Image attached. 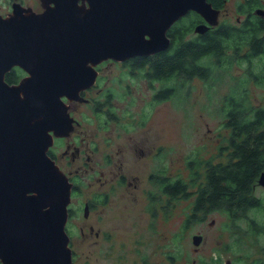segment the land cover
<instances>
[{"label":"flooded vegetation","instance_id":"flooded-vegetation-1","mask_svg":"<svg viewBox=\"0 0 264 264\" xmlns=\"http://www.w3.org/2000/svg\"><path fill=\"white\" fill-rule=\"evenodd\" d=\"M67 1L72 0H0V31L3 34V40H5L2 47L11 49L13 55H17L15 49L24 46L25 42L29 48L47 47L48 41L51 42L52 40L50 35L52 32V15L56 13L61 16L66 15L68 11L65 2ZM73 1H77V7L89 6L88 0ZM207 1L212 5L210 13L213 18L216 19L217 13L215 24L211 23L210 19L208 20L201 12L191 9L176 19L167 29L166 35L170 39L167 48L155 53L137 54L123 59L112 57L104 59L94 65L97 76L93 85L81 90L78 97L69 98L66 95L62 97L71 117L72 127L63 135L54 134V141L50 145L48 153L71 182V201L68 205L69 215L66 229L70 236L72 264H80L77 260V249L73 246V227L79 225L84 236H88L92 241H99L106 229L107 206L116 204L118 197L115 192L117 188L121 186L130 188L131 194H134L135 198H139L143 192L149 191L148 187L143 185L146 179L150 183L154 181L160 187L158 198L152 196L151 192L149 194V199L151 198L155 205L163 197H166L167 201L173 199L190 201L191 212L184 218V227L192 222L206 223V221L212 226L216 223V219L208 220L209 215L213 212H219L227 216L228 228L237 230L240 226L237 222L242 219L243 224H249L253 232H258L254 235L259 240H264V159L261 160L260 157L256 159L257 170L249 180L247 187H243L245 191L239 192L238 196L235 197L232 194L225 196L224 204L218 203L216 197L210 196L205 198L202 203L198 202L201 188L203 184L207 183L206 161L211 160L213 165L222 163L231 171L234 169L235 163L239 161L240 155L242 156V152L247 150L246 144L250 143L245 140L246 134L242 133L240 136L237 134L236 125L231 122L232 111L237 109L245 114L256 113L260 120V135L262 134L261 136L264 138V92L258 97V103L253 102V94L246 87L241 93H232L226 98V121L224 125L227 135L223 140L225 144L219 145L218 154L205 159L200 155L189 159L188 179H185L184 176L170 177L165 169H162L160 173L152 171L150 161L158 154L163 157V154H166L167 146L160 140L152 141L147 132L140 131L138 133L136 131L134 134H129V138H126L127 133L124 131L123 136H119L122 137L120 140L108 145L104 144L105 140L102 135L105 125L104 112L109 113L117 109L120 114L110 116V120L122 124V126H125L123 123V119L126 118L123 116L125 112L136 113V109H131L129 106L131 98L132 102L134 98L136 99L132 96L135 89L131 91L128 88L122 97V99H126L119 102L114 87L107 86V83L118 81L122 84L125 83V87H127L129 85L127 81H133L140 77L151 89L152 83L155 81L158 87L153 99L157 102L167 100L175 90V86H168L167 80L170 79L174 83L183 84L185 77L181 70L171 77L165 76L167 71L161 72L160 75L156 72V66L159 59H161V66H164L166 60L162 55L168 56L170 52H173V49L181 48L186 41L196 42L197 45H200L203 43L201 41L203 37L213 39L216 35L221 34L223 35L221 39H225L230 37L231 32L250 35L251 39L249 44H245L246 46L239 47L234 52L232 50L225 51L226 53L232 52L230 64L235 66L239 60L250 63L252 57H257L259 61L257 69L251 65L247 68H237L246 69L245 75L251 76V82L256 81L264 88V0ZM201 24L205 26L203 31L196 29ZM41 34H49V37H42ZM225 51L223 49L222 55H225ZM218 61L220 62V60ZM113 72L116 75H113ZM29 76L30 71L26 67L20 63H14L6 70L4 79L9 85H15ZM195 77L201 78L198 75L193 78ZM163 80H166V83ZM139 99L144 101L146 98L139 97ZM115 101L120 104H116ZM141 104L138 106L140 107ZM237 104L242 105V107H237ZM140 108L148 113L145 103ZM262 141L257 148L258 155L259 153L264 154V139ZM191 160L193 162L189 164ZM108 164L110 167L105 169ZM169 184L177 185L175 193L169 191ZM203 189H205V185ZM78 195H80V199ZM153 209L155 210V206ZM254 209H257L261 215L256 216ZM179 232L182 235V232ZM198 238H200L199 243H196L195 239ZM205 240L206 232L204 229L193 233L192 250L195 254L201 250ZM247 240L248 238L242 242L241 238L237 242H242V246L248 247L250 240ZM181 253L178 255L169 254L170 261H173V264H181L180 262L183 260ZM237 253H239L238 257L232 253V255L223 256L219 254L218 256V252L215 250L205 260L195 256L192 262L193 264H237L238 258L241 257L240 261L243 264H264V244L257 254L248 253L245 249L239 250Z\"/></svg>","mask_w":264,"mask_h":264},{"label":"water","instance_id":"water-1","mask_svg":"<svg viewBox=\"0 0 264 264\" xmlns=\"http://www.w3.org/2000/svg\"><path fill=\"white\" fill-rule=\"evenodd\" d=\"M88 1V7L67 1L66 15H52L47 47L29 48L25 42L13 55L2 47L0 31L2 264H72L66 229L71 182L48 153L54 134L63 135L72 127L62 97H78L93 85L94 65L104 59L167 48V29L191 9L217 22L207 0ZM196 29L203 31L205 26ZM14 63L26 67L30 76L9 85L4 74Z\"/></svg>","mask_w":264,"mask_h":264},{"label":"rangeland","instance_id":"rangeland-1","mask_svg":"<svg viewBox=\"0 0 264 264\" xmlns=\"http://www.w3.org/2000/svg\"><path fill=\"white\" fill-rule=\"evenodd\" d=\"M231 33L230 37L221 40L224 51L234 52L235 49L249 44L250 35ZM229 51L227 53L225 51L219 65L214 63L215 56L203 59V62H212V71L204 79L195 77L185 80L183 84L167 80L168 86H175V90L171 97L161 102L153 99L158 87L155 81L151 89L140 77L127 81L129 82L127 87L125 83L118 81L107 83V86L114 87L120 98H117L119 102L126 99L122 97L128 88L131 91L135 89L132 96L136 99L134 98L132 102L131 98L129 106L136 109V113L125 112L123 116L126 118H122L125 126H122L110 120V116L120 114L117 109L109 113L104 112L105 125L102 133L104 144L120 140L122 137L119 136H123L124 131L127 133L126 138L136 131L147 132L152 141L160 140L167 146L163 157L158 154L150 161L152 171L160 173L165 169L170 177L184 176L188 179L189 159L199 155L205 159L218 154L219 145L225 144L223 140L227 135L224 125L226 98L232 93H241L246 87L253 94V102L258 103V97L264 92L262 85L256 81L251 82V76L245 75L246 69L241 70L250 65L257 69L258 58L252 57L250 63L239 60L235 66L230 64L232 52ZM112 74L116 75L114 72ZM163 81L166 83V80ZM137 92L139 93L136 96ZM139 97L146 99L140 101ZM119 102L115 101L116 104ZM140 103H142L140 107L145 103L148 113L138 106ZM109 167L110 164L105 169ZM143 185L148 187L149 191L143 192L139 198L131 194L130 188L125 186L117 188L116 204L107 206L106 229L99 241L95 242L84 236L79 225L73 227V246L77 249V260L80 264H173L169 254L178 255L180 252L183 255L181 264H193L195 256L205 260L215 250L218 256L232 253L236 257L239 256L237 251L243 249L256 254L261 251L264 240H259L254 235L258 232H253L249 224H243L242 219L237 222L240 224L239 228L234 230L228 228L229 220L225 214L213 212L208 220L215 218L214 225H209L208 221L189 222L190 224L184 227V218L191 212L190 201L183 199L167 201V198L163 197L155 205L152 199H149V194L151 192L152 196L158 198L159 185L154 181L150 183L148 179ZM78 198L80 199V195ZM254 214L261 215L257 209H254ZM200 229L205 230L206 240L201 250L195 254L192 250V235ZM241 238L242 242L246 238L247 241L250 240L248 247L242 246V242H237ZM240 260L241 257L238 258L237 264H243Z\"/></svg>","mask_w":264,"mask_h":264},{"label":"trees","instance_id":"trees-1","mask_svg":"<svg viewBox=\"0 0 264 264\" xmlns=\"http://www.w3.org/2000/svg\"><path fill=\"white\" fill-rule=\"evenodd\" d=\"M222 36L223 35L219 34L213 37V39L210 37H203L201 40L203 43L200 45H197L196 42L194 43L192 41L184 42L181 48L178 49V47H176L173 49V52L168 54V56L165 54L162 55L166 60V63H164L165 67L161 66V59H159V63L156 66V72L161 75V72L167 71L165 76L171 77V75L181 70L185 80H190L196 75L201 78H206L212 71V62H203V59L215 56L216 60L214 63L217 65L220 64L218 60H220L224 48L221 44ZM162 67L164 68L162 69ZM240 106L242 107V105L237 104V107ZM231 117V122L236 125L235 130L237 134L239 136L242 133L246 134L245 140L250 143L246 144L245 148L247 150L242 152V156L240 155L239 161L235 163L234 169L231 171L222 163L213 165L211 160L206 161L207 183L203 184V187L201 188L198 197L199 203H202L205 198L210 196L216 197L218 203L224 204L226 201L225 196L232 194L236 197L239 192H244L245 189L243 187H247L249 180L257 170L258 166H255V164H257L256 159L258 157H260L261 160L264 159V154L259 153L258 155L257 153V148H259L264 139L261 136L262 134L260 135V120L258 119V115L256 113H241L236 109V111L231 112ZM192 162L193 160H191L189 164H192ZM204 185L205 189H203ZM168 186L171 193L177 191V185L169 184Z\"/></svg>","mask_w":264,"mask_h":264}]
</instances>
